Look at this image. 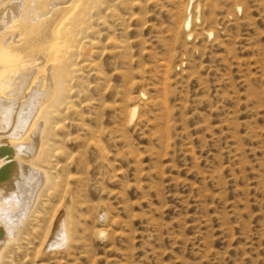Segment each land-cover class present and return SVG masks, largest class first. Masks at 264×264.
Segmentation results:
<instances>
[{
    "label": "rangeland",
    "instance_id": "1",
    "mask_svg": "<svg viewBox=\"0 0 264 264\" xmlns=\"http://www.w3.org/2000/svg\"><path fill=\"white\" fill-rule=\"evenodd\" d=\"M84 7L36 162L55 186L0 264H264V0Z\"/></svg>",
    "mask_w": 264,
    "mask_h": 264
},
{
    "label": "bare ground",
    "instance_id": "2",
    "mask_svg": "<svg viewBox=\"0 0 264 264\" xmlns=\"http://www.w3.org/2000/svg\"><path fill=\"white\" fill-rule=\"evenodd\" d=\"M85 3L0 0V263L42 189L55 186L36 162L44 160L48 119L69 91L66 62L80 49ZM53 220L43 247L69 240L64 216Z\"/></svg>",
    "mask_w": 264,
    "mask_h": 264
}]
</instances>
